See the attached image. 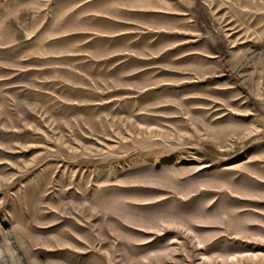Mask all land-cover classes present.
<instances>
[{
    "label": "rangeland",
    "instance_id": "rangeland-1",
    "mask_svg": "<svg viewBox=\"0 0 264 264\" xmlns=\"http://www.w3.org/2000/svg\"><path fill=\"white\" fill-rule=\"evenodd\" d=\"M0 264H264V0H0Z\"/></svg>",
    "mask_w": 264,
    "mask_h": 264
}]
</instances>
